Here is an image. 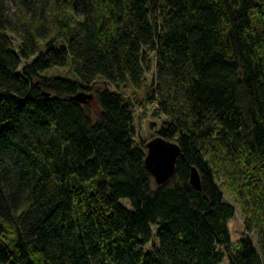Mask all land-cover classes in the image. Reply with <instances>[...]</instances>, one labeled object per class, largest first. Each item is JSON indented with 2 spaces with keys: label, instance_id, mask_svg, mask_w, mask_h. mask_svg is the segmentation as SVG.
<instances>
[{
  "label": "trees",
  "instance_id": "obj_1",
  "mask_svg": "<svg viewBox=\"0 0 264 264\" xmlns=\"http://www.w3.org/2000/svg\"><path fill=\"white\" fill-rule=\"evenodd\" d=\"M154 139L179 149L160 186ZM225 260L264 264V0H0V264Z\"/></svg>",
  "mask_w": 264,
  "mask_h": 264
},
{
  "label": "rangeland",
  "instance_id": "obj_2",
  "mask_svg": "<svg viewBox=\"0 0 264 264\" xmlns=\"http://www.w3.org/2000/svg\"><path fill=\"white\" fill-rule=\"evenodd\" d=\"M8 10H9L10 16L12 17V22L16 26V28H14V29L17 30L18 29L17 25H18L19 19L24 15L23 10H22V12L18 13L15 10L14 6H12V5H9ZM16 45H17V43H16ZM49 74H56L59 76H63L64 78H67V79H71V77H72L71 70H54V71H50ZM146 80H147V84H150L151 75H147ZM99 85H101V84H96L95 86L97 87ZM108 89L113 90L112 87H108ZM154 107H151L149 111H147V108H143L140 110H137L135 108V110H137V112L135 114V119H134L135 127H136V135H137L136 138H140L142 140H149L154 135V129H155L154 126L156 125V128L159 127V124H160L159 120H156V118H153V116L151 115V109L155 110ZM91 110H92L91 114H95L96 113L95 111L97 110V108H96V110L95 109H91ZM222 192L224 195V200L227 203L233 205L234 210H235L233 218L230 219L228 224H227L229 231H230L232 245L235 246L237 240L241 236L245 235L244 217H243L241 211L239 210V207L236 206L235 203H233V197L229 193H227L225 190H223ZM122 203H123V205L125 204V202H122ZM152 246H153V243L148 245L147 247H145L143 249V251L151 250ZM223 264H226V260L224 261Z\"/></svg>",
  "mask_w": 264,
  "mask_h": 264
},
{
  "label": "water",
  "instance_id": "obj_3",
  "mask_svg": "<svg viewBox=\"0 0 264 264\" xmlns=\"http://www.w3.org/2000/svg\"><path fill=\"white\" fill-rule=\"evenodd\" d=\"M45 96L48 97V95ZM74 100L82 105L93 104V99L84 94H79ZM145 147L147 150L144 162L146 170L158 186L165 184L174 175L176 159L179 154L178 147L160 139L148 142ZM189 183L195 189H200L199 176L194 168L190 170Z\"/></svg>",
  "mask_w": 264,
  "mask_h": 264
}]
</instances>
